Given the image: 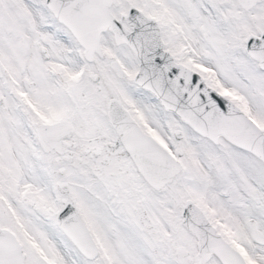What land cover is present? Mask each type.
Here are the masks:
<instances>
[{"label":"snow or ice","instance_id":"1","mask_svg":"<svg viewBox=\"0 0 264 264\" xmlns=\"http://www.w3.org/2000/svg\"><path fill=\"white\" fill-rule=\"evenodd\" d=\"M0 264H264V0H0Z\"/></svg>","mask_w":264,"mask_h":264}]
</instances>
